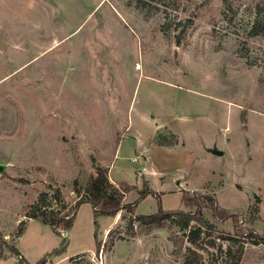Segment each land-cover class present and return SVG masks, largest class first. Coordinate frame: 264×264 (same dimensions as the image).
<instances>
[{"label":"rangeland","instance_id":"obj_1","mask_svg":"<svg viewBox=\"0 0 264 264\" xmlns=\"http://www.w3.org/2000/svg\"><path fill=\"white\" fill-rule=\"evenodd\" d=\"M253 25L264 0H0V264H261L264 31L249 36ZM228 143L217 162L202 157ZM96 165L109 193L135 187L121 193L133 215L94 219L82 202L59 234L27 218L37 205L71 212ZM144 182L155 193L142 196Z\"/></svg>","mask_w":264,"mask_h":264},{"label":"trees","instance_id":"obj_2","mask_svg":"<svg viewBox=\"0 0 264 264\" xmlns=\"http://www.w3.org/2000/svg\"><path fill=\"white\" fill-rule=\"evenodd\" d=\"M264 31V26L261 27V29H257L256 26H252L249 36H257L258 34H260V32ZM157 146L160 147H165L164 144L156 142ZM95 169V176H90L87 184L85 186V194H86V198L84 200H80L78 199L75 204H74V208L71 212H67V213H60V210H54V209H46L45 207H41L39 205L35 206L34 209H32V211L27 215V218L29 219H33V220H38L41 223L50 226L53 231L57 234H59V231H63V230H67L71 227L72 224V219L75 215V211L78 208V206L82 203V202H87L91 205L92 207V211H93V217L94 219H97L98 217H111L114 218L115 216H117V214H119L121 211L125 210L128 213H130L131 215H133L135 213V208H136V203L133 202L129 205H124L122 203V194L126 193V191L128 189H132L134 190L135 187H131L125 184H121L119 185V188H121L122 190L121 193H119L118 195H116V191L114 190L113 194L108 192V188H110V183L108 181V169L107 168H102L98 165H96L94 167ZM144 189L141 192L142 196H145L149 193H151V191H149L148 187H147V183L144 182ZM115 193V194H114ZM54 199L57 202H61V195L59 193L58 190L55 191L54 193ZM45 197V194H41L39 196V203L40 201H42V199ZM183 200L185 202V206L186 208H192L195 207L197 204H199V199H190L189 197L185 198V196H183ZM202 201H207L208 203H211V199L208 197H202L201 198ZM212 211L214 213H216L215 210L212 209ZM177 211H171L168 213V215H172V214H176ZM165 213H163L162 210H159L158 213L156 214H152V215H148V216H140L138 218V221L140 222H156L159 221L161 219H163V216ZM181 216H183L186 219V223L191 222L193 220H196L197 217L196 212L191 215L189 214H184V213H180ZM167 215V214H166ZM217 215H220L223 217V219L229 218L231 217V215H225V214H221L217 212ZM198 221H200V219H197ZM24 222H20L18 225V229H17V235L19 236L21 234L22 231V227H23ZM199 229L191 231L189 233V236L191 238H196L199 236ZM192 241H194L193 239H191ZM3 242H0V258L3 257V253H2V246H3ZM9 250L11 252H13L18 258L21 259V262L23 263V259L20 257L19 253L17 252V250L14 247L8 246ZM96 250L99 251V245L97 244ZM53 254V253H52ZM51 256V254L49 255H45L43 258H41L36 264H46L47 263V258ZM25 264V263H24Z\"/></svg>","mask_w":264,"mask_h":264},{"label":"crops","instance_id":"obj_3","mask_svg":"<svg viewBox=\"0 0 264 264\" xmlns=\"http://www.w3.org/2000/svg\"><path fill=\"white\" fill-rule=\"evenodd\" d=\"M224 143H227V142H224ZM223 143V144H224ZM231 145V143H228V145H226V147H224L223 146V148H221V150L219 149V148H217L216 146H212V145H210V146H208L206 149H205V155L203 156L202 155V157L205 159V157H207V158H209L208 160H209V163L210 164H213L214 162H217L216 160H215V156H222V155H225L226 153H227V151H228V149H229V146ZM156 146V147H155ZM154 148L156 149V150H163L164 152H166V151H169V149H167V148H163V147H160V146H157V145H154ZM214 148H217L220 152H221V154L220 155H217V154H213V153H211V151L214 149ZM171 150H173V149H171ZM210 151V152H209ZM229 159L231 160V158L229 157ZM213 160H215V161H213ZM233 160V159H232ZM214 167V166H213ZM108 170H109V168H107ZM219 170V169H218ZM146 173H147V170H146ZM152 173V172H151ZM110 179V178H109ZM176 183L180 186H183V183L184 182H180V181H176ZM111 184H115L112 180H111ZM176 189H178V188H176ZM151 192H154L153 190H150ZM155 193V192H154ZM116 217V216H115ZM114 221H113V223H115L116 221V219H114V218H112Z\"/></svg>","mask_w":264,"mask_h":264},{"label":"water","instance_id":"obj_4","mask_svg":"<svg viewBox=\"0 0 264 264\" xmlns=\"http://www.w3.org/2000/svg\"><path fill=\"white\" fill-rule=\"evenodd\" d=\"M211 152H212L213 154H217V155H220V154H221V152H220V151H217L216 149H213Z\"/></svg>","mask_w":264,"mask_h":264},{"label":"built area","instance_id":"obj_5","mask_svg":"<svg viewBox=\"0 0 264 264\" xmlns=\"http://www.w3.org/2000/svg\"><path fill=\"white\" fill-rule=\"evenodd\" d=\"M132 162H135V161L133 160ZM261 264H264V258H263V260L261 261Z\"/></svg>","mask_w":264,"mask_h":264}]
</instances>
